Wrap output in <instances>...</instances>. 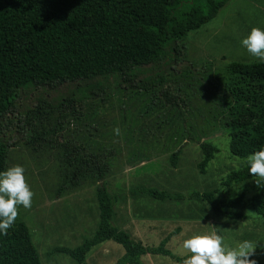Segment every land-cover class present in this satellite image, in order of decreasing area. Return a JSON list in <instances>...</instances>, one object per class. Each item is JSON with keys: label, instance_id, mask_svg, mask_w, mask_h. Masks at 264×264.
<instances>
[{"label": "rangeland", "instance_id": "1", "mask_svg": "<svg viewBox=\"0 0 264 264\" xmlns=\"http://www.w3.org/2000/svg\"><path fill=\"white\" fill-rule=\"evenodd\" d=\"M253 28L264 31V0H229L208 23L179 41L181 56L165 76L169 93L182 99L178 108L167 104L159 87L142 92L112 83L95 99L84 100L79 116L68 117L58 128L57 109L44 108L47 115L36 121L44 136L39 146L19 142L8 149L5 171L24 168L26 184L33 193L31 207L17 205L18 215L8 229L23 223L36 249L40 264H75L66 255L53 253L57 247L72 249L91 236L96 224L95 184L83 179L75 189L56 195L62 182L63 162L55 144L58 134L84 144L89 150L108 151L105 182L117 196L112 225L144 246H155L176 230L165 248L184 260L191 256L182 245L194 235L222 237L225 249L243 241L256 246L251 259L264 264V219L249 207L251 196L264 188L251 177L238 184L224 183L231 171L247 163L228 152L229 134L224 122L232 113L250 109L243 119L253 129L264 131V83H240L228 71L231 63L260 62L242 45ZM247 86L256 92V106L235 103L230 90ZM54 92L23 95L18 110L24 112L38 102H51ZM54 104V102H51ZM53 106V105H52ZM119 128L116 135L114 129ZM215 148L200 174L199 143ZM178 151L174 165L169 157ZM137 188L153 189L175 200H156ZM213 192L219 199L241 194L239 220L215 216L193 193ZM122 249L111 241L94 246L85 255L86 264H113ZM144 264H176L163 256L146 255Z\"/></svg>", "mask_w": 264, "mask_h": 264}, {"label": "trees", "instance_id": "2", "mask_svg": "<svg viewBox=\"0 0 264 264\" xmlns=\"http://www.w3.org/2000/svg\"><path fill=\"white\" fill-rule=\"evenodd\" d=\"M229 0H0V173L5 170L8 149L16 143L32 145L44 136L35 124L44 108L57 109L58 128L68 117L79 116L84 100L95 99L112 83L142 92L160 88L165 102L178 108L183 101L169 93L165 76L181 56L179 41L212 20ZM228 71L240 83H264V63H231ZM54 92L51 102L41 101L20 112L19 102L30 93ZM235 103L256 106V92L247 86L230 90ZM53 105V106H52ZM54 107V108H53ZM250 109L234 112L224 122L228 129V152L246 159L264 147V131L248 126L243 117ZM55 144L63 162L62 182L56 190L77 188L82 180L95 184L98 222L90 237L72 249L57 247L53 253L66 255L75 264H86L85 255L105 241L119 245L122 254L113 264H144L146 255L163 256L176 264L183 259L165 248L176 232L167 234L155 246H144L111 219L117 196L105 182L108 151L89 150L84 144L58 134ZM202 155L200 174L215 148L198 145ZM178 151L169 157L175 164ZM249 165L231 171L224 183L238 184L249 178ZM144 194L156 200L181 198L153 189L137 188L130 194ZM215 216L239 220L242 195L219 199L213 192L193 193ZM249 207L264 219V188L249 199ZM0 264H40L36 249L23 223L0 232Z\"/></svg>", "mask_w": 264, "mask_h": 264}, {"label": "clouds", "instance_id": "3", "mask_svg": "<svg viewBox=\"0 0 264 264\" xmlns=\"http://www.w3.org/2000/svg\"><path fill=\"white\" fill-rule=\"evenodd\" d=\"M242 45L254 58L264 63V31L253 28L250 35L243 39ZM116 135L120 134L119 128L114 129ZM249 174L256 177L258 186L264 185V147L247 157ZM24 168L14 166L0 173V232L7 235V230L14 223L18 211L17 205L25 209L31 207L33 193L26 184ZM223 240L215 230L211 234L194 235L183 241V249L191 253L184 264H257L251 259L255 253V245L251 241L239 243L235 249H225Z\"/></svg>", "mask_w": 264, "mask_h": 264}]
</instances>
